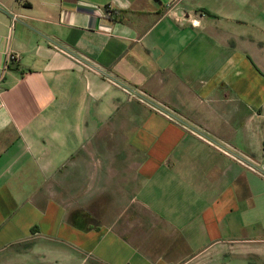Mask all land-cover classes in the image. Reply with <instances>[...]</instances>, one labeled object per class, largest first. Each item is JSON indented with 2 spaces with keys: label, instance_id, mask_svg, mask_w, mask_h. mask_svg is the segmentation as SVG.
Masks as SVG:
<instances>
[{
  "label": "crops",
  "instance_id": "1",
  "mask_svg": "<svg viewBox=\"0 0 264 264\" xmlns=\"http://www.w3.org/2000/svg\"><path fill=\"white\" fill-rule=\"evenodd\" d=\"M27 241L54 264H251L264 0H0V250Z\"/></svg>",
  "mask_w": 264,
  "mask_h": 264
},
{
  "label": "rangeland",
  "instance_id": "2",
  "mask_svg": "<svg viewBox=\"0 0 264 264\" xmlns=\"http://www.w3.org/2000/svg\"><path fill=\"white\" fill-rule=\"evenodd\" d=\"M49 243L27 241L0 250V264H52L48 257L42 255V251ZM241 252L251 264H264V242L262 243H238L232 245V250ZM235 261L227 262L233 264ZM54 264V263H53ZM238 264V263H236Z\"/></svg>",
  "mask_w": 264,
  "mask_h": 264
},
{
  "label": "built area",
  "instance_id": "3",
  "mask_svg": "<svg viewBox=\"0 0 264 264\" xmlns=\"http://www.w3.org/2000/svg\"><path fill=\"white\" fill-rule=\"evenodd\" d=\"M19 61V55L16 54V53H12V52H9L8 53V56H7V67H10L12 65H16ZM134 91V90H133ZM134 94H136L138 97H140L142 100H144L146 103H149L150 105H153L157 110H162V112H164L165 114H167V116L177 120V122H182V120H180L179 118L176 117V115L171 112V111H168L166 109H163L161 108V106L153 103L145 93L143 92H140L138 90L134 91L133 92ZM179 120V121H178ZM192 132L199 136L200 138L204 139L205 141H207L209 144H212L214 146H216L218 149L230 154L229 151H227L225 148H223L222 146H220L219 144H217L216 142L212 141L209 137H207V135H205L202 131L200 130H197V129H192Z\"/></svg>",
  "mask_w": 264,
  "mask_h": 264
}]
</instances>
